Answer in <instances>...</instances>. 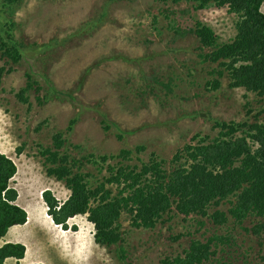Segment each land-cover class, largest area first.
<instances>
[{"label":"rangeland","instance_id":"374dc122","mask_svg":"<svg viewBox=\"0 0 264 264\" xmlns=\"http://www.w3.org/2000/svg\"><path fill=\"white\" fill-rule=\"evenodd\" d=\"M194 5L192 0H22L9 12L0 3V27L12 20L16 40L25 44L17 63L0 56V66L5 65L0 151L17 164L11 184L18 191L17 202L31 214L29 223L9 235L15 232L27 243L34 261L119 264L115 246L95 242L86 214L70 218L69 228L63 229L47 213L44 190L60 201L71 192L63 181L47 175L39 152L53 146L56 132H63L64 148L76 157L117 154L141 145L144 149L129 162L148 160L155 152L169 168L177 150L195 134H218L214 119L241 121L261 109L253 92L229 86L227 72L220 77L221 86L211 88L210 81L219 76L217 64L203 59L201 44L190 31L200 20L220 41H228L236 33L238 16L228 7ZM28 74L34 88L22 101L17 94L26 87ZM84 170L96 178L107 172L104 168L99 173L90 163ZM229 206L224 202L218 207L227 211ZM200 219L172 214L144 228L133 226L124 211L122 245L128 261L159 264L166 255L183 253L193 238L219 235L225 239L212 244L215 253L203 264H264V230H251L259 218L251 215L237 222L229 216L221 224L207 217L200 224ZM7 261L17 264L14 258Z\"/></svg>","mask_w":264,"mask_h":264},{"label":"trees","instance_id":"16d2710c","mask_svg":"<svg viewBox=\"0 0 264 264\" xmlns=\"http://www.w3.org/2000/svg\"><path fill=\"white\" fill-rule=\"evenodd\" d=\"M21 1L0 0V3L10 12ZM192 1L196 9L210 5L228 7L238 16L236 33L228 41H220L215 30L200 20L190 31L201 44L203 59L217 64L214 70L219 76L210 81L211 88L220 87V77L227 72L229 86L253 92L262 103L260 110L241 121L214 119L213 127L219 130L218 134L212 137L195 134L177 150L169 168L155 152L148 160L138 157L139 163L129 162L135 152L144 149L141 145L135 149L121 148L111 155L73 156L64 148L63 132L53 135V146L39 150L47 175L63 181L71 191L64 201L58 200L49 189L42 192L47 213L54 223L68 229L70 218L86 214L95 228V242L115 246L119 264H131L122 245L124 211L131 215L135 227L153 228L172 214L196 215L201 218L200 224H204L205 217L221 224L229 216L242 222L253 215L259 220L251 230L256 234L264 230V0ZM13 25L9 20L0 27V56L6 63H17L24 53L25 44L16 40ZM4 71L5 65L0 66V77ZM32 81L34 78L28 74L26 87L17 94L22 101H27L25 92L34 88ZM74 122L75 119L71 121ZM105 127L109 129L110 124L106 122ZM16 151L21 153V147ZM115 159L118 160L109 162ZM87 163L94 165L99 173L104 168L107 172L96 178L93 172L84 170ZM17 170L16 162L0 151V240L10 227L28 219L27 210L17 202L18 191L11 185ZM224 202L230 205L227 211L218 207ZM218 239L225 238L219 235L193 238L183 253L166 255L159 264H203L215 253L211 248ZM25 252L24 243L5 241L0 244V264H9V258L19 264Z\"/></svg>","mask_w":264,"mask_h":264},{"label":"crops","instance_id":"0c3cea01","mask_svg":"<svg viewBox=\"0 0 264 264\" xmlns=\"http://www.w3.org/2000/svg\"><path fill=\"white\" fill-rule=\"evenodd\" d=\"M263 4H264V3H263ZM262 8H263V5H262ZM1 152H2V151H1ZM3 153H5V152H3ZM17 171H18V170H17ZM16 174H17V173H16ZM16 174H15V176H16ZM15 176L12 178L11 183H12L13 179L15 178ZM11 185H12V184H11ZM17 200H18V199H17ZM27 220H28V219H27ZM26 223H27V221H26L25 223H23L22 226L26 225ZM16 226H17V227H21L20 224L13 225L12 227H10V229H9L8 232H7V234H6V235H5L0 241H2V243H4L5 241H15V242H17V240H18V241H21L22 243H24L25 246H26L25 256H24L23 258H21V259L19 260V262H20V261H23L22 264H28V263H31V262L34 261V260H33V254H32V252H31V254L29 253V249H28L27 243H26L25 241L21 240V238L18 237V236L16 235L15 232H14L12 235H9L10 232H11L13 229L16 228Z\"/></svg>","mask_w":264,"mask_h":264},{"label":"bare ground","instance_id":"6f19581e","mask_svg":"<svg viewBox=\"0 0 264 264\" xmlns=\"http://www.w3.org/2000/svg\"><path fill=\"white\" fill-rule=\"evenodd\" d=\"M28 214H29V216H28L27 223H29V222H30V219H31V214H30V212H29ZM27 223H26V224H27Z\"/></svg>","mask_w":264,"mask_h":264},{"label":"clouds","instance_id":"9594fccd","mask_svg":"<svg viewBox=\"0 0 264 264\" xmlns=\"http://www.w3.org/2000/svg\"><path fill=\"white\" fill-rule=\"evenodd\" d=\"M262 10H263V8H262ZM264 11V10H263Z\"/></svg>","mask_w":264,"mask_h":264}]
</instances>
